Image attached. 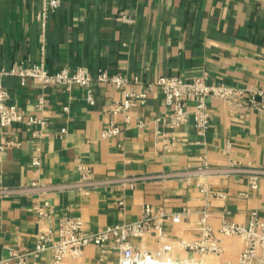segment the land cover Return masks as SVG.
<instances>
[{"label": "crops", "instance_id": "crops-1", "mask_svg": "<svg viewBox=\"0 0 264 264\" xmlns=\"http://www.w3.org/2000/svg\"><path fill=\"white\" fill-rule=\"evenodd\" d=\"M42 6V0H0V68L44 60L50 71L105 69L127 74V87L147 91V97L127 119L109 111L111 103L124 99L123 88L109 82L93 84L96 102L91 104L79 85L44 88L31 77H4L10 103L47 124L0 126V145L19 142L0 150V185L30 188L0 196V261L15 250H34L46 226L53 225L57 237L63 215L80 217L88 232L137 221L146 204L169 213L189 210L188 221L167 219L162 231L131 239L150 250L160 246L162 235L166 241L199 238L203 209L210 211L209 223L217 229L223 221L247 224L253 210L264 219V177L254 189L246 173L210 176L212 190L222 195L208 197L195 181L179 175L196 168L199 156L213 166L264 168V112L211 97L212 120L205 135L193 120L170 129L156 121L166 109L160 85L149 88L160 76L190 80L205 71L216 83L264 86V0H62L45 26L38 17ZM124 14L132 21H125ZM41 95L43 107L37 105ZM113 119L123 133L105 138L103 130ZM80 162L91 167L97 184L88 190L63 187L79 182ZM38 206L51 209L53 216L41 219ZM223 247V255L177 249L172 257L223 264L239 258L244 242L229 236ZM85 250L63 264H119L118 251L111 247L90 244ZM26 264H56L55 253L29 255Z\"/></svg>", "mask_w": 264, "mask_h": 264}, {"label": "built area", "instance_id": "built-area-1", "mask_svg": "<svg viewBox=\"0 0 264 264\" xmlns=\"http://www.w3.org/2000/svg\"><path fill=\"white\" fill-rule=\"evenodd\" d=\"M42 12L38 17L45 26L50 12H55L60 8L62 0H42ZM125 21L132 20L128 15H123ZM45 61L40 63L21 62L10 68H0V126L7 127L16 124H26L28 129H32L36 124L46 126L47 122L40 116L26 117L17 107L10 103V93L4 86L3 79L8 75H17L25 81L31 77L41 82L44 88L61 87L70 90L74 85L82 86L87 91L89 103L96 102L93 93L95 82L110 83L124 90V99L114 101L110 104L109 111L112 115H126L128 119L130 110L138 103L143 102L147 97V91L138 92L129 89L127 86L130 78L127 74H111L105 69H100L93 73L88 67L78 66L70 70L64 67L57 71H50L45 66ZM160 85L166 104L163 114L157 118V122H162L170 129H176L193 120L197 132L205 135L210 128L212 111L210 105L211 97H217L233 107L264 112V86L262 87H235L216 83L211 80L208 72L186 80L179 75L160 76L156 81L149 84ZM194 104L191 107L190 102ZM44 97L38 98L37 105L44 106ZM68 110V107H66ZM144 125V121L139 122ZM65 132L66 129H63ZM123 127L115 120H111L103 130L102 136L113 138L119 136ZM37 134V132H35ZM172 145L176 142L171 141ZM15 140L4 141L0 145V150L8 145H18ZM168 144H166V148ZM200 164L194 169H188L179 173L182 178L188 181H195L196 185L208 197L221 193L212 190L208 178L213 175H237L246 173L249 184L256 189L259 186L260 178L264 177V168L247 167L242 168L237 165L213 166L206 156H199ZM39 165L38 159L34 161ZM81 179L79 182L63 187H79L88 190L97 184L94 179L91 167L80 162ZM37 185H34L35 187ZM30 188H9L0 185V196H10L24 192ZM37 213L41 219H50L53 211L45 206H38ZM210 211H201L200 221H198L199 235L197 239L187 240L180 238L176 241L164 240L154 250L136 246L132 242L134 237H144L153 230L162 231L163 222L172 219L175 222L188 221L189 210L176 212H166L155 209L152 205L146 204L143 208L141 219L130 223L116 224L98 231H86L83 220L72 215H63L59 221L58 236L55 237L53 225L42 228L37 234V241L34 250L12 251L9 258L1 260L0 264H7L11 259L18 260L19 264H26L29 255L39 254L47 250L55 253L56 264H63L67 257L79 258L84 254L85 248L90 244H95L102 249L113 248L118 251L119 264H198L195 260L174 259L172 253L180 251L223 255V239L229 236L242 238L244 248L236 261L225 260L223 264H264V219L257 210H253L247 224L223 221L220 228H215L209 223Z\"/></svg>", "mask_w": 264, "mask_h": 264}]
</instances>
